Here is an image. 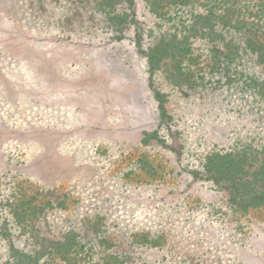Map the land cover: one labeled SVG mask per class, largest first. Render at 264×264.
<instances>
[{"label":"rangeland","instance_id":"1","mask_svg":"<svg viewBox=\"0 0 264 264\" xmlns=\"http://www.w3.org/2000/svg\"><path fill=\"white\" fill-rule=\"evenodd\" d=\"M133 3L136 25L118 39L125 2L111 12L101 0H0V264L72 238L79 264H264V205L239 209L229 182L202 171L218 152L247 157L249 170L264 163V66L221 28L193 38L188 83H171L167 60L150 74L142 52L158 34L219 12L157 18ZM17 186L51 200L32 225L8 205Z\"/></svg>","mask_w":264,"mask_h":264},{"label":"trees","instance_id":"2","mask_svg":"<svg viewBox=\"0 0 264 264\" xmlns=\"http://www.w3.org/2000/svg\"><path fill=\"white\" fill-rule=\"evenodd\" d=\"M125 2L128 7V12H124V16L118 22H113L119 25L118 29L121 39L124 30L130 29L136 25V20L133 18V10L131 6L133 0H101L103 11L108 9L113 11L117 4ZM148 2L150 12L157 18L161 16L171 15L174 19V11H179L182 8H193L199 6L209 7L218 10L219 13L194 12L189 13L188 22L178 19V26L182 32L175 33L161 32L155 43H151L142 53L146 56L149 73L154 74L160 70L162 62L167 65V61L174 63L175 75L171 79L173 85L180 83H188L189 69L184 71L182 64H194L191 55L197 51L193 47V38H206L208 36H222L219 34L221 28H227L233 32H240L245 47L255 54L260 65L264 66V0H257L256 3H251V0H145ZM252 5V6H251ZM252 7V8H251ZM167 16V17H168ZM205 26L203 32H199L198 27ZM218 26L219 29H218ZM175 29V27H174ZM174 32V31H173ZM191 33L190 35H188ZM161 35V36H160ZM223 46V56L231 57L229 48L226 44L230 42L226 38ZM191 59V60H190ZM203 64L198 67L200 70L206 68L208 59L203 58ZM183 69V70H182ZM184 73V74H183ZM172 76V74H170ZM185 79L181 82V76ZM177 79V80H176ZM193 81V80H192ZM155 99L157 102V110L162 116L165 113L164 96L160 91H156ZM157 136V135H156ZM250 160L247 157L233 154V152L214 153L209 155L202 166L204 173L203 177L218 182L226 180L229 182L230 188L233 189L234 199L239 196L240 199L235 202L239 209L246 210L248 207L264 205V163L255 167L252 170ZM15 196L9 202V207L13 217L19 224L32 225L37 215L43 213L52 203L50 198L47 199L41 190H32L27 187H16ZM236 201V199H235ZM72 238L65 242L52 241L48 245H42L39 250L22 251L15 250L13 254L5 261L4 264H42L41 259L47 254L53 259H59L64 264H79L80 257L78 254V241ZM49 257V256H48ZM105 264H122L116 256H109Z\"/></svg>","mask_w":264,"mask_h":264}]
</instances>
